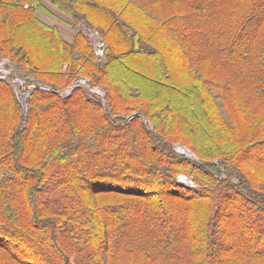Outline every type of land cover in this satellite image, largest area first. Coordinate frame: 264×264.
<instances>
[{"label": "trees", "instance_id": "trees-1", "mask_svg": "<svg viewBox=\"0 0 264 264\" xmlns=\"http://www.w3.org/2000/svg\"><path fill=\"white\" fill-rule=\"evenodd\" d=\"M34 1L0 0V53L50 88L25 120L0 80V264H264V0H52L101 60ZM80 74L110 113L58 93Z\"/></svg>", "mask_w": 264, "mask_h": 264}, {"label": "rangeland", "instance_id": "rangeland-1", "mask_svg": "<svg viewBox=\"0 0 264 264\" xmlns=\"http://www.w3.org/2000/svg\"><path fill=\"white\" fill-rule=\"evenodd\" d=\"M40 4L42 5V7H40L36 1H34L33 3H26L25 5H26V7L32 6L35 8V11H36L35 17L39 21H41L42 23H45L48 26L57 28L65 42L72 43L75 39L76 34H78V33H80L84 36L85 40L89 42V44L92 46L93 49H94V47H93L94 43L97 44L96 42H99V39H101V41H102V38L104 37L102 28L91 24L89 21H87L81 15L68 14L67 12L64 13L58 6H56L52 2V0H40ZM58 25H59V27H58ZM60 27H61V29H60ZM71 31L73 33H71ZM92 39L94 41H92ZM103 42H104L105 48H106L107 45L104 41V38H103ZM98 57L100 60L102 58L104 59L105 53L102 57H100L99 55H98ZM5 58L8 59L4 54L0 53V59H5ZM10 68H11L12 72L21 76L23 79H25V81L30 82L31 79L29 77H31V78L35 79V83L37 85H42L41 83L38 82L37 78L34 75L23 76L22 72H21L22 70L20 69L19 65H17L16 63H14L12 61L10 64ZM124 71H125V75H126V69L125 68H123V74H124ZM80 77L88 79L94 87H96L103 94H105L106 101H107L106 104H102V103H99V104L103 107L104 111H106L107 113H110L111 112V105H110L107 89L105 87L95 85L89 79V77L86 75L80 74L77 79H79ZM76 80L74 82H76ZM143 82L147 83L146 81H143ZM42 86H46V85H42ZM69 87H67V88H69ZM63 90H65V89L60 90L58 93H60ZM81 90H83V89H81ZM83 92L85 93V95L89 99H91L84 90H83ZM32 93H33V91L29 94L28 97H27V95L22 96V99L20 101V103L22 105L25 120L28 118L27 116H28V111H29V106H30V98H31ZM16 96H17V94H16ZM91 100H93V99H91ZM93 101L98 103L95 100H93ZM126 116L127 117L129 116V118H131V117L133 118L135 116V114L132 113L130 115H124L123 118ZM129 118H128V121L130 120ZM144 122L147 124L149 123L146 121V119H144ZM149 126L152 128L151 124H149ZM173 150L177 155L185 156L188 159L193 160V161H195V160L198 161V157L192 151H190L189 149H187L181 145H174ZM2 177H3V175H2ZM2 177H0V179H2ZM221 178L222 179H229L225 174H223L221 176ZM178 179H179V182L184 186H188V187H196L197 186V184L194 181V178L189 177L186 174H180L178 176ZM230 181L233 182V184H235V185H239L241 183V181L237 178L230 179ZM227 208H228V205H227ZM227 208H225V209L227 210ZM225 209L223 208L222 210L224 211ZM32 258H34V260H37V254L34 255Z\"/></svg>", "mask_w": 264, "mask_h": 264}, {"label": "built area", "instance_id": "built-area-1", "mask_svg": "<svg viewBox=\"0 0 264 264\" xmlns=\"http://www.w3.org/2000/svg\"><path fill=\"white\" fill-rule=\"evenodd\" d=\"M92 41H94L92 39ZM92 43V42H91ZM97 44H93V47L96 51V53L102 57L105 53V44L101 39H99V42H96ZM11 60L10 59H0V80L5 81L9 83L13 89L15 90L17 97L19 101H21L22 96L27 95L34 91L36 88L42 89V90H50L47 86L37 85L35 83V79L29 77L31 79L30 82L25 81L21 76L15 74L11 71L10 68ZM29 79V80H30ZM81 88L83 89L88 96L97 101L98 103L106 104V97L105 94H103L99 89L94 87L91 82L86 78H79L74 82L69 88L63 90L60 92V95L63 97H68L71 95L74 89ZM129 119H132L129 118Z\"/></svg>", "mask_w": 264, "mask_h": 264}, {"label": "crops", "instance_id": "crops-1", "mask_svg": "<svg viewBox=\"0 0 264 264\" xmlns=\"http://www.w3.org/2000/svg\"><path fill=\"white\" fill-rule=\"evenodd\" d=\"M58 27H59V25H58ZM60 29H61V27H60ZM71 33H73V32L71 31Z\"/></svg>", "mask_w": 264, "mask_h": 264}]
</instances>
